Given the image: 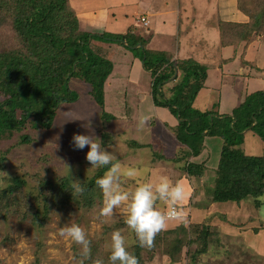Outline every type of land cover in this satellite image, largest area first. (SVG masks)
Wrapping results in <instances>:
<instances>
[{"label": "rangeland", "instance_id": "1", "mask_svg": "<svg viewBox=\"0 0 264 264\" xmlns=\"http://www.w3.org/2000/svg\"><path fill=\"white\" fill-rule=\"evenodd\" d=\"M168 1L170 6L179 12L174 16L151 17V23L147 17H144L148 21L147 26L139 24L140 16L148 15L153 2L159 7L161 3L158 0H142V8L141 3L139 7L133 6L132 0H122V2L121 0H70V4L78 16L82 30L109 35L126 33L129 29L135 28L137 35L151 39L149 47L151 50L170 52L173 60L195 56L196 61L207 67L210 75L209 81L201 88L192 103V109L196 111L211 112L212 116L218 118L219 115L224 114L223 110L226 107L230 109L238 107L250 94L264 91V33L250 35L248 42L244 43L246 49L243 50L241 47L236 51L233 62L237 65L230 66L232 70L221 60L222 58L226 60L227 51H223L226 47H222L220 41L218 13L220 17L221 14L225 17L227 14L239 13L237 0ZM102 3L109 5L106 18L102 17L104 12ZM123 44L126 46L125 42ZM124 46L116 41L103 39L96 40L92 44V50L111 65L105 81L107 96L102 105L103 109L97 107L92 99L91 87L83 81L73 79L70 88L78 92L79 98L61 107L50 130H35L31 123H28L26 129L20 133V135H29L33 139V142L27 145L17 146L16 138L9 141L0 138V153L5 156L3 167L0 169V188L7 185L9 178L16 176H25L30 188L45 178L67 176L70 180L73 178L83 184L95 174L97 167L91 168L86 161V153L89 150L87 147L83 150L74 148L72 137L74 134L91 135L98 139L97 143H100V134L108 131L115 144L107 147L101 145V147L112 152L117 161L126 156L130 157L129 161H119L122 166L119 180L122 188L127 190L138 184L154 182L159 176H166L173 182L179 180L183 183L186 193L183 208L186 213L189 211L192 213L191 216H187L188 223L192 222L191 227L194 224L209 225L219 234L218 244L211 243L208 252L196 257L194 264H264V257L260 258L248 247L259 240L257 234L259 230H264V196L258 199L247 197L240 204L231 202L217 203L215 208L208 206L211 201L208 198L211 194L210 187L214 184V181L208 178H214L213 168L218 166L223 138L205 137L203 142L205 148L199 159L211 157V161L207 164L211 168L209 176L203 179L189 177L181 169L185 165L184 158L180 161L175 156L169 157L173 152L177 154V151L180 152L181 158L185 154L184 149H180V144L175 146L173 140L171 127H176L178 120L169 108L155 106L152 97H149L152 94L150 83L152 74L140 70L138 68L140 66L136 67L134 62L138 59L137 51H130ZM179 49L180 55H177ZM190 49L193 52L189 51ZM183 52L188 53L183 55ZM180 72L179 74H182ZM235 77L237 81H233ZM164 87L171 85L167 84ZM139 90L143 91L142 95L147 96H139ZM118 96H121L122 100L119 101ZM168 97H172V94ZM131 98L137 100L133 101ZM153 104L156 111L152 109ZM167 110L170 117L163 120V112ZM101 111L108 112L112 117L108 123L101 116ZM231 112L232 110L228 113ZM142 113L149 114L151 119L147 126L139 128L137 118ZM89 124L91 127L87 126ZM168 125L171 126L170 133L165 132ZM147 128L150 133L145 131ZM243 135L241 148L244 152L263 157L264 140L251 130H245ZM130 139L144 142L143 145L153 141V148H130L126 146ZM153 155L158 157L157 159L154 157L155 161H151ZM164 155L171 160L166 161L161 157ZM62 161L70 166L71 176ZM193 162L200 163V161ZM129 169L134 170L135 174L127 175ZM199 193L201 197L204 196L205 201L197 208ZM102 207L103 200L89 211L74 210L56 214L45 233L30 222L19 223L12 214L7 215L6 220L0 218V264H34L37 257L40 259V264H87L81 246L59 235V229L70 222L78 224L85 230L90 245L94 246L102 241L105 248L110 234L118 229L122 230L127 245H130L133 235L127 225H122L126 218L123 210L117 208L111 218H105L100 215ZM157 207L164 209L166 205L158 201ZM225 226L234 227L245 233L242 237H240L242 233L239 234L240 238L234 240L227 236L234 233L226 230ZM202 245V241H199L184 249V254L176 263L168 257L157 254L150 264H190L192 260L187 255V251L196 250ZM231 257L232 260L234 258L236 260L231 262Z\"/></svg>", "mask_w": 264, "mask_h": 264}, {"label": "trees", "instance_id": "2", "mask_svg": "<svg viewBox=\"0 0 264 264\" xmlns=\"http://www.w3.org/2000/svg\"><path fill=\"white\" fill-rule=\"evenodd\" d=\"M237 7L248 22L218 24L222 47H232L234 51L241 47L245 50L244 43L250 35L264 33V0H237ZM134 30L109 35L82 30L70 0H0V138L7 141L16 138L17 146L27 145L33 139L20 133L28 123L35 130H50L61 107L79 98L78 92L70 88L73 79L88 84L92 99L103 109L107 96L105 81L111 65L92 50V44L102 39L123 46L125 42L124 47L137 51L142 71L152 74L151 97L155 106L169 108L178 120L176 127H166L185 151L179 160L184 158L181 169L189 177L209 176L208 161L197 164L192 159L203 152L205 137L223 138L220 160L213 180L210 178L214 181L208 195L211 203L240 204L247 197L264 196V156L246 154L241 148L245 130L264 140V91L250 94L231 113L218 114L220 118L211 112L196 111L192 103L209 79L207 67L193 58L173 60L170 52L149 49L151 39L137 35ZM167 84L171 87L164 90ZM101 116L106 123L112 119L108 112L101 111ZM100 137L103 147L115 144L108 131ZM126 144L137 149L153 148L150 143L146 146L134 139ZM4 161L5 156L0 153V169ZM110 166L97 167L95 174L82 184L83 194L74 193L68 176L39 180L33 188L28 186L25 176L9 178L7 185L0 188V218L6 220L12 214L19 223L30 222L45 233L56 214L89 211L103 200L96 180ZM187 213L182 220L167 221L151 248L141 247L132 232L128 251L137 257L139 264H150L157 254L176 263L184 249L202 241L200 248L187 251L190 264H194L196 257L208 252L211 243L218 244L220 236L209 225L191 227L187 216L192 213ZM90 249V256L84 255L87 264H93L95 259L110 264L102 241L91 244ZM34 264H40L38 257Z\"/></svg>", "mask_w": 264, "mask_h": 264}, {"label": "clouds", "instance_id": "3", "mask_svg": "<svg viewBox=\"0 0 264 264\" xmlns=\"http://www.w3.org/2000/svg\"><path fill=\"white\" fill-rule=\"evenodd\" d=\"M150 119L149 114H140L137 118V127L147 126ZM87 126L91 127L90 124ZM97 140L91 135L74 134L72 137L75 149L83 150L85 147L89 149L85 159L91 168L111 165L104 175L96 180V185L103 194L100 215L111 218L117 208L122 209L126 217L125 223L135 234L139 245L151 248L157 234L166 227L167 221L182 220L186 215L183 208V201L186 198L183 183L179 180L173 182L166 176H159L154 182L138 184L125 190L119 182L122 167L120 162L112 152L102 148L101 143L96 142ZM113 161L116 162L113 163ZM63 164L70 175V166L64 162ZM134 174L132 169L127 171L129 176ZM71 188L75 194L84 192L82 183L73 178ZM158 201L163 202L166 208H158ZM59 235L80 245L82 253L90 256V241L81 226L74 222L67 223L59 229ZM105 248L109 253L110 264H139L137 257L128 251L126 237L122 230L118 229L110 234ZM93 264H104V261L95 259Z\"/></svg>", "mask_w": 264, "mask_h": 264}, {"label": "crops", "instance_id": "4", "mask_svg": "<svg viewBox=\"0 0 264 264\" xmlns=\"http://www.w3.org/2000/svg\"><path fill=\"white\" fill-rule=\"evenodd\" d=\"M141 1V2H140ZM155 1V0H154ZM160 3H161V5L158 7L157 6V3H156V5H155V3L153 4L152 3V5H151V11H149L148 12V15L147 16H142V17H147L148 18V20L150 21V19H151V17L152 18H155V17H159V16H174V15H176L178 12H179V10H177L176 8H172L171 6H170V4H169V1L168 0H158ZM121 2H122V0H121ZM132 5L133 6H140V3H141V8H142V6H143V4H142V0H132ZM120 6V5H119ZM102 7H103V10H104V12H103V14H102V17L103 18H106L107 17V13L109 12V5H108V3H102ZM140 18H141V16H140ZM220 19V20H219ZM181 20H182V18H181ZM248 17L247 16H245L244 14H242L241 12H239V13H236V14H227V15H225V17H224V15H222L221 14V17H220V15H219V13H218V24L221 22V21H229V22H248ZM187 21H188V19H187ZM150 23H151V21H150ZM150 23H149V25H150ZM180 24V23H179ZM178 24V25H179ZM219 26V25H218ZM84 30V29H83ZM155 30V29H154ZM151 34V33H150ZM220 34V33H219ZM153 35V34H152ZM154 36V35H153ZM147 39V38H146ZM150 45H151V42L149 43V45H148V48L150 47ZM196 47V46H195ZM193 48H194V46H193ZM229 48H231V47H226L225 49H223V51H227V52H225L226 54H225V56H226V60L225 59H221L222 60V62H224V64H226L225 66H227V67H229L231 70H232V68L230 67V66H236L237 65V63L236 62H233L234 61V59H235V56H236V51H234V49H229ZM192 49H190L189 51H191ZM192 52H193V50H192ZM191 52V53H192ZM186 53H188V52H183V55L184 54H186ZM177 55H180V49L178 50V53H177ZM189 58H193V59H195L196 57L195 56H193V57H189ZM178 59V58H177ZM184 59H188V58H184ZM229 59H231L230 61H228ZM199 61H200V59H199ZM241 61H242V59H241ZM134 65L136 66V67H138V66H140V60L139 59H137V60H135V62H134ZM140 70H142L141 69V67H138ZM246 73H247V70H246ZM244 74V73H243ZM209 78H210V75H209ZM141 79H143V77H141ZM208 81H209V79H208ZM207 81V82H208ZM217 81H219V79L217 78ZM233 81H237V77H235V78H233ZM142 92L143 91H141V90H139L138 91V95L139 96H141L142 95ZM143 96H147V95H142V97ZM149 96V95H148ZM149 97H151V96H149ZM133 101H135V100H137V99H135V98H131ZM127 100V99H126ZM234 107H232L231 109L230 108H225V110H223V113L224 114H226L225 112H230L232 109H233ZM152 109H154L155 111L157 110L156 108H155V106H154V104H153V107H152ZM168 117H170V114L168 113V110L167 111H165V112H163V116H162V118H163V120H166ZM162 120V119H161ZM145 131H149V128H147ZM144 131V132H145ZM165 132H168V133H170V131L168 130V128H167V130L165 131ZM149 133H150V131H149ZM174 140V144H175V146H177V145H179V142L174 138L173 139ZM150 144H153L154 142L152 141V142H149ZM148 143V144H149ZM140 144H144V142H140ZM148 144H146V145H148ZM126 146H130V148H131V146H133V145H131V144H126ZM132 148H136V147H132ZM176 151V150H175ZM134 154L133 155H135V152H133ZM133 155H132V157H133ZM180 152L178 153V151H177V154H176V152H173V154H170L169 155V157L170 158H173L174 156L176 157V158H181L180 156ZM165 156V155H164ZM131 157V158H132ZM166 157V156H165ZM128 158H130L129 156H126V158H124V159H119L118 161H129V159ZM168 158V157H167ZM166 158V159H167ZM210 156H208V157H206V158H203V157H201L200 159H199V157L198 158H193L192 159V161H200V163L201 162H203V161H211L210 160ZM151 161H155L153 158H152V160ZM167 161V160H166ZM170 161V160H169ZM182 161V160H181ZM210 168V167H209ZM211 169V168H210ZM213 169H214V171H213ZM212 169V171L215 173V167ZM208 179H210V178H208ZM211 180V179H210ZM212 180H213V178H212ZM202 181V180H201ZM202 188H204V187H202ZM198 202L196 203V207L197 208H199L200 207V205L199 204H202V202L204 203V201H205V199H204V196L203 197H201V193H199V195H198ZM207 200V199H206ZM206 203H208V202H206ZM210 203V204H209ZM209 205L208 204H206V205H208V206H210V208H215L216 207V204H214V203H211V201H209ZM225 228H226V230H228V231H230V232H232V233H234V235H227V236H230L229 238H232V239H234V240H236V238H240V237H242L243 236V233H245V232H243L242 230H238V229H235L234 227H231V226H225ZM260 229V228H259ZM242 233V235H240V237H238V235L239 234H241ZM257 234H259V240H257V242L252 246V244H251V246L249 245H247L249 248H250V250H252V251H254V252H256L257 253V255L258 256H260V258L261 257H264V230L262 229H260L259 230V232L257 233ZM244 240V242L246 243V240L245 239H243ZM233 258L231 257L230 258V261L232 260ZM234 260H236V258H234ZM234 260H232L231 262H234Z\"/></svg>", "mask_w": 264, "mask_h": 264}, {"label": "built area", "instance_id": "5", "mask_svg": "<svg viewBox=\"0 0 264 264\" xmlns=\"http://www.w3.org/2000/svg\"><path fill=\"white\" fill-rule=\"evenodd\" d=\"M139 24H140V25H143V26H147V25H148V21H147L146 18L141 17V18L139 19Z\"/></svg>", "mask_w": 264, "mask_h": 264}]
</instances>
